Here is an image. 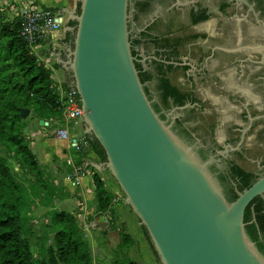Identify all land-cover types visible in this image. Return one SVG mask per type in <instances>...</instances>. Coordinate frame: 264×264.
Listing matches in <instances>:
<instances>
[{
  "label": "water",
  "instance_id": "1",
  "mask_svg": "<svg viewBox=\"0 0 264 264\" xmlns=\"http://www.w3.org/2000/svg\"><path fill=\"white\" fill-rule=\"evenodd\" d=\"M127 6L79 0L65 11L75 22L67 26L73 40L62 60L68 87L77 92L84 133L106 156L82 160L109 170L161 264H264L244 224L246 207L264 192V176L228 201L208 162L159 117L134 64ZM28 114L21 110L22 118Z\"/></svg>",
  "mask_w": 264,
  "mask_h": 264
},
{
  "label": "flooded vegetation",
  "instance_id": "2",
  "mask_svg": "<svg viewBox=\"0 0 264 264\" xmlns=\"http://www.w3.org/2000/svg\"><path fill=\"white\" fill-rule=\"evenodd\" d=\"M127 13L152 107L236 199L264 176V0H128ZM244 220L264 255V192Z\"/></svg>",
  "mask_w": 264,
  "mask_h": 264
},
{
  "label": "trees",
  "instance_id": "3",
  "mask_svg": "<svg viewBox=\"0 0 264 264\" xmlns=\"http://www.w3.org/2000/svg\"><path fill=\"white\" fill-rule=\"evenodd\" d=\"M3 10L0 8V141L6 155H0V264H90V249L78 220L72 213L59 210L50 213L51 226L55 229L52 244L46 249V257L35 258L32 255L29 237L33 230L25 228L27 215L31 212L32 193L12 173L8 156L17 157L19 168L40 181V163L25 138L24 130L30 117L60 121L62 110L58 100V83L51 69L37 59L20 36L18 16L8 19ZM70 24L74 25L75 22ZM130 43L134 56L131 40ZM134 64L143 85L145 72L136 61ZM144 91L146 93V89ZM22 109L29 110L24 120L21 117ZM87 140L89 151L98 159L97 162L105 161L100 144L88 137ZM86 155L87 152L81 154L78 161ZM92 182L96 194V214H106L111 209L114 197L106 191L97 171L92 175ZM51 186L50 195L40 202L48 204L52 201L55 187ZM224 193L228 201L235 200L233 192L224 190ZM142 229L151 246L143 226ZM245 230L250 236L246 224ZM152 251L156 255L153 248Z\"/></svg>",
  "mask_w": 264,
  "mask_h": 264
},
{
  "label": "crops",
  "instance_id": "4",
  "mask_svg": "<svg viewBox=\"0 0 264 264\" xmlns=\"http://www.w3.org/2000/svg\"><path fill=\"white\" fill-rule=\"evenodd\" d=\"M18 2L41 4L63 14L62 28L32 51L40 62L49 66L58 87L69 88V73L62 60L66 59L67 47L71 45L73 36L67 29L72 21L65 11L76 9L79 0H0V5ZM58 125L55 121L30 117L24 130L30 148L49 172L55 187L52 201L48 205L36 202L30 212L31 216L36 217L33 233L29 237L32 255L35 258L46 257V249L52 244L54 235L48 211L55 208L72 213L78 220L90 249V264H161L152 251L139 219L130 206L121 200L122 190L109 170L98 172L106 191L116 199L106 214H96V194L92 182V175L96 171L94 168L88 166V174L81 176L75 184L70 182L69 167L64 162L65 156L71 152L69 141L52 136L53 128ZM71 133L72 137H81L83 126H73ZM85 152L86 157L96 161L89 149ZM0 155H6L1 141Z\"/></svg>",
  "mask_w": 264,
  "mask_h": 264
},
{
  "label": "built area",
  "instance_id": "5",
  "mask_svg": "<svg viewBox=\"0 0 264 264\" xmlns=\"http://www.w3.org/2000/svg\"><path fill=\"white\" fill-rule=\"evenodd\" d=\"M16 4L19 33L31 50L41 42L52 38L53 34L62 28L63 14L57 10L33 2ZM46 67L49 68V66ZM57 92L62 114L61 120L55 121L59 125L53 128L52 136L69 141L71 152L65 156V164L69 167L70 182L75 184L81 176L90 172L83 160L78 161L79 156L89 149V141L84 136L72 137L73 126L77 124L83 126V113L76 90L59 86Z\"/></svg>",
  "mask_w": 264,
  "mask_h": 264
},
{
  "label": "rangeland",
  "instance_id": "6",
  "mask_svg": "<svg viewBox=\"0 0 264 264\" xmlns=\"http://www.w3.org/2000/svg\"><path fill=\"white\" fill-rule=\"evenodd\" d=\"M17 4L16 3H9V4H3V5H0V8H3L6 16L8 19H11L15 16H18V8H17ZM150 89L154 90L155 89V84L154 82H151L150 83ZM27 118V117H26ZM26 118H22L23 120L26 119ZM25 132V131H24ZM84 132V131H83ZM84 135V138L87 139V135L85 133H83ZM25 135V134H24ZM25 138L27 140V137L25 135ZM82 154H86V152H83ZM98 159H96L97 161ZM65 162V160H64ZM8 164H9V167L11 168L12 170V173L16 176V178L18 180H20L24 186L28 187L29 189H31V202H30V211L32 210V207L35 205L36 202H40L43 200V198H47V196L50 195L51 193V180H50V174L49 172L45 169V167H43L41 164H40V170L42 172V178L40 181H36V178H34L33 176L23 172L19 166H18V163H17V157H12V156H8ZM66 165V164H65ZM45 185V187L43 186ZM52 187V186H51ZM122 197H124V194L122 193ZM48 205V204H47ZM54 210H59V209H55ZM51 211H53V209L49 210L48 211V215H49V222H51ZM28 221L25 225V228H29V229H32L34 228V225H35V218L36 217H33L30 215V212L28 213ZM40 216V215H39ZM39 221V219H38ZM50 228L51 230L53 231L55 229V227L51 226L50 225ZM45 248L43 247V250Z\"/></svg>",
  "mask_w": 264,
  "mask_h": 264
}]
</instances>
